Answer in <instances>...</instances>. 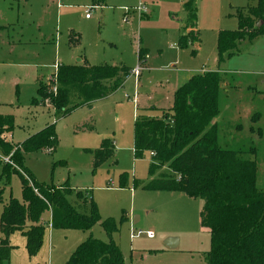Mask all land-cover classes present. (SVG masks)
I'll use <instances>...</instances> for the list:
<instances>
[{
    "label": "rangeland",
    "instance_id": "374dc122",
    "mask_svg": "<svg viewBox=\"0 0 264 264\" xmlns=\"http://www.w3.org/2000/svg\"><path fill=\"white\" fill-rule=\"evenodd\" d=\"M56 1L59 0L42 1V7H48L51 12L57 5ZM197 1L200 48L197 54L193 55L189 45V48H179L180 50L174 47L180 25L175 19L172 20V17L177 15L179 20L186 19L179 0H106L103 7L93 8L90 21L85 20L83 12L86 6H93L91 0H61L63 5L69 7L66 12L71 13L66 22L72 23L76 29L82 31H75L80 36L82 52L91 51V47H100L97 51L110 63L111 60L107 57L111 46L118 54L124 55L127 63L135 66L137 64L134 62L133 50L135 51L136 42L141 40L143 47L148 51V71H141L140 78L127 80L123 90L118 91L108 103L100 105L98 110L102 112L90 118L93 127L90 133L75 128L69 120H61L59 115H54L52 108L46 107L38 111V118L31 108V102L37 92L33 82L36 68L43 72L42 84L46 87L58 65L54 60L52 47H45L43 52L40 47V35L41 38L44 36L49 39L48 46H53L56 42L62 43L59 30L55 32V24L40 32L44 35L29 27L26 33L28 43L23 47L26 55L18 61L14 60L15 56L12 54V63L7 65L4 60L5 53H0V103L5 104L1 107L9 113L7 116L14 119L12 141L15 144L21 143L26 139L25 135L31 133L33 126L45 119L49 120L50 124L56 122L58 146L55 151H39L25 156V168L40 184L55 187L68 185L70 191L67 200L76 212L88 216L93 203L101 221L112 219L117 226V232L112 234L111 238L105 234L100 224L95 225L90 232L46 229L45 245L43 247L42 244L39 253L32 258L26 252L22 234L15 232L8 239L12 248L8 264H66V255L75 251L74 249L89 238L103 243L111 240L121 252L125 264H206L203 256L210 249V240L208 235L200 230L196 206H188L187 220L181 221L183 217L177 216L176 210L165 213V208L160 206L159 202L148 199L146 196H152L149 191L138 188L133 197L131 191L119 190L116 182L122 174H126L129 181L134 179L139 185L151 179L148 169L152 157L147 153L140 160H134L133 157L134 107L131 99L136 94L140 105H148L152 98L151 103H155L156 93L161 91L160 88L167 77L174 73L176 75L183 72V76L191 73L201 75L199 73L203 71L219 73V113L216 118L219 146L242 152L255 148V156L250 157V160L256 164L258 188L264 190V33L253 39L245 38L236 45L230 56L224 55L221 62L217 49L219 33L237 30L239 17L247 19L249 11L257 8V1ZM2 2L0 0V8L3 7ZM139 5L144 7L148 18L140 19L136 12L130 10ZM101 48H106V54ZM62 50L65 49L62 47ZM129 52H133V55ZM143 69L144 63L141 64V70ZM69 91L67 107H71L75 102L74 92L72 89ZM149 113L154 117L160 114L152 111ZM32 114L35 119L31 120ZM113 133L117 135L115 139L111 138ZM103 136L106 138L101 141L115 140L118 164L115 166L110 160L103 167L101 175L98 174L95 178L98 169L92 170L88 152L100 147V138ZM79 148H82V153L78 152ZM155 175L178 178L168 163L163 164ZM0 190V214L9 200L22 202L21 185L16 176H11L5 189ZM84 193H87L88 197H85ZM48 213L51 220L52 214L50 211ZM134 217L139 219L135 224ZM138 231L152 232L154 238L149 240L145 235H141L131 239L130 236ZM50 235L51 258L48 246ZM165 236L181 241V246L175 251L179 252L177 257L154 251L156 247H160Z\"/></svg>",
    "mask_w": 264,
    "mask_h": 264
},
{
    "label": "trees",
    "instance_id": "16d2710c",
    "mask_svg": "<svg viewBox=\"0 0 264 264\" xmlns=\"http://www.w3.org/2000/svg\"><path fill=\"white\" fill-rule=\"evenodd\" d=\"M106 0H91L93 7H102ZM257 8L249 11L248 18L239 17L238 28L232 32H220L217 49L219 62L224 55L230 56L236 45L245 38L253 39L264 33V0H256ZM187 15L184 31L178 47L199 43L197 31V0H182ZM193 33V34H192ZM78 40V38H77ZM69 40V43H77ZM195 55L196 51L192 50ZM139 50L138 62L144 63ZM126 68L58 67L56 95L49 93L42 83L32 106L45 107V102L60 118L66 117L78 104L67 108L70 86L83 87L88 100L107 97L121 87L129 75ZM121 73V78H119ZM218 72H206L192 76L179 87L173 96V106L161 113L160 118L138 116L133 125V157L143 159L152 153L148 175L152 177L163 164L168 163L178 178L159 176L139 185L149 192H176L204 202L200 213L201 227L210 234V249L205 255L206 264H264V191L256 186V164L250 160L255 148L246 152L223 149L218 144L217 124L219 84ZM14 128L11 116L0 115V185H7L16 176L21 185L22 202L9 200L0 215V264H8L11 247L9 236L19 232L26 239L25 249L29 257H35L43 244L45 224L41 222L45 212L52 216L50 227L56 230L87 232L100 224L105 234L117 232L112 219L101 221L95 205L91 204L88 216L76 212L69 204V187H55L38 183L25 168L24 155L46 151L52 153L58 146L55 125L51 124L30 136L19 145L6 142L4 134ZM93 156L95 171L113 157L114 147L109 140L102 141L99 149L88 152ZM249 156V158H248ZM8 158V162L3 160ZM127 175L119 177L123 188ZM0 190V197H1ZM79 196H81L79 194ZM66 264H125L118 247L110 240L103 243L89 238L71 254Z\"/></svg>",
    "mask_w": 264,
    "mask_h": 264
},
{
    "label": "crops",
    "instance_id": "0c3cea01",
    "mask_svg": "<svg viewBox=\"0 0 264 264\" xmlns=\"http://www.w3.org/2000/svg\"><path fill=\"white\" fill-rule=\"evenodd\" d=\"M2 1H3L2 2L3 7L0 8V53H5L4 60L7 62V65H10L12 63V61L10 60V56H12V54L15 56V59H14L15 61H18L21 57L26 55V53H25L26 50L23 49V47L25 45H27V43H28L26 33H27V29L29 27H33L38 32V34L44 35V33H40V32L44 31L51 24H55V32H57L59 30L60 39H61L62 43L56 42L55 44H53V46H48L49 45V39H45L44 36H43V38H41L42 35H40V43H41L40 47L42 49V52L45 51L44 50L45 47H52L51 49H52V53L54 55V60L58 64L57 68L60 66H76V67H84V68L108 66V67H114V68H126L130 71L129 75L123 79V83H122L121 87H119L113 93H110L107 97L100 99V100H96V101H92V102H91V100L87 101L85 94H83V87H80V86H70L69 87L68 93L70 92L69 90L72 89V91L74 92L73 95H74V101L75 102L71 107H67V108H72L73 106L78 105V104H83V105L74 109L71 113H69V115L61 118V120H63V121L69 120L70 123L74 124L75 128H77V129L81 128L83 132L84 131H87L88 133L92 132V129H93L92 120H90L92 115L95 117L98 116V114L100 112H102L101 110H98L100 108V105H102L104 103H108L118 91L124 89L126 81L129 80L130 78H133V76L131 75V71L137 65L133 66V64L127 63V61H126L127 59H125L124 55L122 53L118 54L116 49L111 48V46H110V48H109L110 50L108 52L109 56L107 57L109 60H111L110 63L104 58V55H102L100 51H97L100 49V47H96L95 49L91 47V51H87L86 53L82 52L80 49V45H81L80 36L78 33H75L76 30L79 31L80 33H82V31L76 29L72 23L66 22L70 19L69 16L71 15V13H69L68 11L66 12V9H69V7L67 5H63V3H61V0H59L58 2L56 1L57 5L54 6L55 9H51V12H49L48 7H45V8L42 7V4H43L42 1H46V0H2ZM38 1H41V2H38ZM179 4H180V7L182 9V12L185 13V11L183 9L184 3L182 2V0H179ZM86 7H89V6H86ZM196 7H197V3H196ZM98 8H101V7H98ZM133 9L134 8H132L130 10H133ZM84 11H85V8H84ZM132 12H134V11H132ZM83 15H84V12H83ZM185 15H186V13H185ZM139 16H140V19L149 17L148 13L141 14ZM174 17L175 18L172 17V20L175 19L176 22L180 25V30L178 32L179 34H178L176 44L174 43V47L179 49V47H178L179 38L181 37V35L187 34L190 29H187L186 31L183 30V28L186 26V23H187V15H186L185 21H182L181 19L179 20L177 15H174ZM91 19H92V17L90 16L89 19H85V20L90 21ZM193 30H194V32L197 31L198 38H199V33H198L199 31L197 28V22H196L195 28ZM9 33L14 34V35L10 36ZM7 34L10 37L7 36ZM3 35H6V37H4ZM77 38H78V40H77ZM70 39H72L74 41L77 40V43H73V44L69 43ZM62 47L65 49L64 51L62 50ZM189 47L191 48V50H195L196 54H197V52L199 51V48H200V41L196 45H193V46L189 45ZM101 49H102L101 51L104 54H106V52H107L106 48H101ZM139 50H142L143 55L145 56L144 57V69L142 70V73H143V71H148V67H147L148 51L143 47L141 40H138V42H136L135 51L133 50L134 56H135L134 62L136 64H138ZM133 52L132 53L129 52V54L133 55ZM37 68L34 72L33 82L35 83L34 86H36V88L38 89L39 84L44 83V77H43V72H41V69L40 68L37 69ZM208 72H215V71H208ZM172 73H174V72H172ZM203 73H205V72L203 71V72H200L199 74H203ZM192 74L193 73L184 74V76H183V72H178V73H176V75L174 73L173 75L168 76L167 79L164 81V85L161 86V88H160L161 91L159 90L156 93L155 103H151L152 99H153L152 98L149 101L148 105H146L145 103L140 105V100H139L138 95L137 96H136V94L133 95V99H131V100H133L132 102H133V107H134L133 108L134 111H133V121L132 122L134 123L135 119L138 116H141L140 114H143L142 116H146V117L160 118L162 112L170 110L172 108L174 93L176 92V90L179 87H181L192 76H194ZM118 75H119V78H121V73H119ZM141 76L142 75L140 73L138 78H140ZM162 90H163V92H162ZM35 98H37V94L35 95L34 99ZM127 99L129 100L130 97H127ZM3 105H5V104L0 103V115L1 116H7L9 113L7 111H4V109L2 110L1 106H3ZM139 105H140V107H139ZM31 108L34 111L33 114L37 115V118H38V113L41 110H44V108L46 109V107H41V106H31ZM52 110H53V108H52ZM151 111L157 112V113L160 112V114L158 116L154 117V115H150L151 113H149V112H151ZM115 112H116V110H115ZM139 112H142V113H139ZM33 114L30 117L31 120L35 119ZM54 115H57V113L55 111H54ZM103 115H104V113L101 114V116H103ZM75 117H79L81 119H78ZM49 122H50L49 120L47 121L45 119L44 121L36 123L35 126H33L31 133H27L25 135L26 136L25 138L28 139L30 136H32V135L38 133L39 131L43 130L48 125L54 124L56 126V122L51 123V124ZM116 122H117V119H116ZM215 122H216V120H215ZM12 135H13V131H11L10 133L4 134L6 142L11 144V145H19L26 140L25 139L21 143L15 144L12 141ZM116 137H117V135L115 133H113V137H111V138L115 139ZM132 137H133V135H132ZM103 138H106V136L101 137L100 141ZM72 140H73V138H72ZM105 140L111 141L113 143V147H114L113 157L111 159H109L107 162L112 160L113 164L116 166L118 164V161L116 160V153L117 152L115 149V147H116L115 146V140H110V139H105ZM101 143H102V141H101ZM132 144H133V139H132ZM218 144H219V138H218ZM95 148H97V147H95ZM81 149L82 148H79L78 152L80 151V153H82ZM42 151H44V150H42ZM30 154H33V153H30ZM27 155H29V154L24 155V158ZM89 155L91 157V168H92L93 156L91 153ZM107 162H105L103 165H101L98 168L95 178L97 177L98 174L101 175V171ZM0 170H1V168H0ZM152 178L157 179L158 177L154 174L150 180H153ZM150 180H148V181H150ZM133 181H135V180L132 179L131 181H129L127 179L125 181L126 182L125 186L123 188H121L119 186L118 189L119 190H129V191H131V194H133L132 196L135 197V194H136V191L138 190V188H142V187L139 186L138 188L135 189L133 186ZM116 182L119 185V179ZM109 184L111 186L113 185V183H109ZM7 185L1 186L0 189H5V186H7ZM256 186L258 188L257 179H256ZM106 189H112V188H106ZM259 190H261V189H259ZM261 191H264V190H261ZM148 193H150V195H152V196H146V197L148 199H154L157 202H159V205L165 208V213L169 212L170 210H176L175 214H177V216H179V217H183L181 219V221L185 220V219L187 220V212H188L187 207L190 206L193 208L194 206H196V212H198V223L200 225V230L203 233H205L206 235H208L209 240H210L209 231L207 229L201 227V224H200V213H201L203 206H204L203 200L189 198L182 193H176V192H148ZM84 194H85V197H88V196H86L87 193H84ZM196 201H200V202H196ZM193 203H195V204H193ZM3 209H2V211H3ZM49 220H50L49 213L45 212L42 216V219H41V222L45 224V231H46V229H50L52 231L54 230V229L49 228L50 227L49 226V222H50ZM138 220H139L138 218L134 217V224L137 223ZM23 238L25 240V245H26V239H25V237H23ZM45 242H46V240H45V236H44L43 247L45 245ZM171 243H173V248L170 249L166 246V244L170 245ZM48 246H49V256L51 258L52 257V247H51L52 246V235L49 236ZM171 246H172V244H171ZM180 246H181V241L179 239H174L173 237L165 236L162 239L160 247H156V249H154V251H156L158 254H165V255H168L170 257H177L178 256L177 253H179V252H175V251ZM208 251L206 253H204L203 260L205 258V255L208 253ZM73 252H70V253H68V255H66V257H65L66 259L64 262L67 263L69 257L71 256V254Z\"/></svg>",
    "mask_w": 264,
    "mask_h": 264
},
{
    "label": "built area",
    "instance_id": "2783aa9c",
    "mask_svg": "<svg viewBox=\"0 0 264 264\" xmlns=\"http://www.w3.org/2000/svg\"><path fill=\"white\" fill-rule=\"evenodd\" d=\"M94 7L92 6H89V7H86L85 8V11H84V18L85 19H89L90 18V14H91V11L93 10ZM134 12H137L139 15L141 14H145L146 13V10L144 9L143 6L139 5L138 7L134 8L133 9ZM143 62H138L137 66L131 71V75L135 78H138L140 72L142 71L141 70V64ZM57 66L55 67V73L53 75V77L49 80V82L46 84V87H48L49 89V93L53 94V95H56V92H57V89H58V84H57V77H56V73H57ZM45 107H49V108H52L51 106L48 105L47 102H45ZM151 157L153 156L152 153L149 154ZM4 162H8V158H5L3 160ZM141 235H145L147 239L151 240L154 238V234L152 232H141V231H138L136 234H132L130 237L131 239H134L135 237H138V236H141Z\"/></svg>",
    "mask_w": 264,
    "mask_h": 264
},
{
    "label": "water",
    "instance_id": "95a60500",
    "mask_svg": "<svg viewBox=\"0 0 264 264\" xmlns=\"http://www.w3.org/2000/svg\"><path fill=\"white\" fill-rule=\"evenodd\" d=\"M171 244H172V246H171ZM170 245L169 244H166V246L168 247V248H173V243H171Z\"/></svg>",
    "mask_w": 264,
    "mask_h": 264
}]
</instances>
